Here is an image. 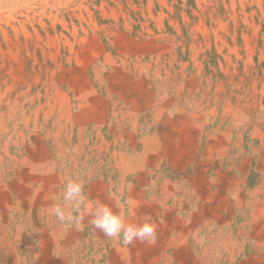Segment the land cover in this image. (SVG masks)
I'll return each mask as SVG.
<instances>
[{
    "label": "rangeland",
    "instance_id": "rangeland-1",
    "mask_svg": "<svg viewBox=\"0 0 264 264\" xmlns=\"http://www.w3.org/2000/svg\"><path fill=\"white\" fill-rule=\"evenodd\" d=\"M69 178L155 242L59 223ZM259 223L264 0H0V264H264Z\"/></svg>",
    "mask_w": 264,
    "mask_h": 264
},
{
    "label": "clouds",
    "instance_id": "clouds-1",
    "mask_svg": "<svg viewBox=\"0 0 264 264\" xmlns=\"http://www.w3.org/2000/svg\"><path fill=\"white\" fill-rule=\"evenodd\" d=\"M63 203L56 204L50 213L61 224H72L82 230V221L101 232L111 241L131 246L136 242L151 244L157 238L158 224L151 214H143L138 221H129L130 208L118 200L109 205L99 199H89L83 178H69L61 190Z\"/></svg>",
    "mask_w": 264,
    "mask_h": 264
},
{
    "label": "bare ground",
    "instance_id": "bare-ground-1",
    "mask_svg": "<svg viewBox=\"0 0 264 264\" xmlns=\"http://www.w3.org/2000/svg\"><path fill=\"white\" fill-rule=\"evenodd\" d=\"M188 120L187 119H182L181 120V122H182V124L183 125H185L186 123L185 122H187ZM181 134H182V132H181ZM182 147L183 146H181V143H178L177 145L175 144L174 146H173V148L169 151V153L170 154H172V155H174V156H177L178 157V155L181 153V155H183V151H182ZM158 147H156L154 150H156ZM151 150H153V148H150V149H147L146 150V152H145V154H144V156H149L148 155V152H150ZM150 157V156H149ZM149 157H147L148 159H149ZM180 157V156H179ZM147 159V160H148ZM235 180V179H234ZM234 183V182H233ZM107 187V186H106ZM205 188V187H204ZM241 187H239V184H238V182H236L235 181V184H225V186H224V188L222 189L223 191H224V194H221V195H219V198H218V200L220 201V200H225V193H227L228 191H230V192H233V196H234V198L235 199H237V200H241V194H240V192H239V189H240ZM226 189V190H225ZM205 191V194H204V196H208V198H212L213 196L215 197V192H212L213 190H212V188L211 187H206L204 190H203V192ZM133 194H135V193H133ZM132 194V195H133ZM217 196V195H216ZM226 198H227V196H226ZM140 199H141V197H140ZM217 201V200H216ZM229 202V201H228ZM221 203V202H220ZM223 203V202H222ZM132 211V210H131ZM218 210H211V216L213 217H217V216H219L218 215V212H217ZM133 212V211H132ZM209 212V211H208ZM139 216V215H138ZM136 217V216H135ZM257 225V224H256ZM258 227H259V229H260V231H261V233H262V235L264 236V223L262 224V223H259L258 225H257ZM257 235V234H256ZM263 236H261V238H260V240L262 241V243L264 242V238H263ZM230 243V242H229ZM230 245H232V243L230 244ZM263 245H264V243H263Z\"/></svg>",
    "mask_w": 264,
    "mask_h": 264
},
{
    "label": "crops",
    "instance_id": "crops-1",
    "mask_svg": "<svg viewBox=\"0 0 264 264\" xmlns=\"http://www.w3.org/2000/svg\"><path fill=\"white\" fill-rule=\"evenodd\" d=\"M94 109H95V107H94V105H88L84 110H83V112L80 114V118H88V117H90V115H93V111H94ZM39 157H40V160L42 161V160H44V162L46 161V159H47V157H46V155L44 154V152H41V155H39ZM44 158V159H43ZM44 162H41V163H44ZM48 176V175H47ZM48 178H49V180H50V183L52 182V180H51V178H52V175H49L48 176ZM101 185H104V183L103 184H101ZM211 186V185H210ZM57 188V187H56ZM58 189V188H57ZM42 190H44V191H49V190H55V187H54V184H45V185H43L42 186ZM59 191H60V189H59ZM30 192V191H29ZM106 197V199H108V196H107V194H105L104 196H103V198H102V194H100V201H101V199H103L104 200V198ZM109 200V199H108ZM63 231V230H62Z\"/></svg>",
    "mask_w": 264,
    "mask_h": 264
}]
</instances>
